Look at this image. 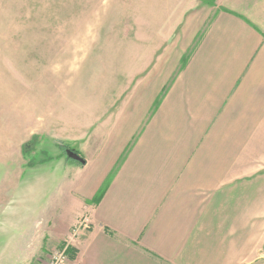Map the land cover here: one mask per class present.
Here are the masks:
<instances>
[{
  "label": "crops",
  "instance_id": "1",
  "mask_svg": "<svg viewBox=\"0 0 264 264\" xmlns=\"http://www.w3.org/2000/svg\"><path fill=\"white\" fill-rule=\"evenodd\" d=\"M122 1V20L63 39L0 122L1 151L36 136L32 154L52 144L57 159L39 172L22 159L0 185V243L26 250L6 264L67 245L64 264H243L264 231V0Z\"/></svg>",
  "mask_w": 264,
  "mask_h": 264
},
{
  "label": "rangeland",
  "instance_id": "2",
  "mask_svg": "<svg viewBox=\"0 0 264 264\" xmlns=\"http://www.w3.org/2000/svg\"><path fill=\"white\" fill-rule=\"evenodd\" d=\"M122 4V0H0V122L8 121L13 125V104L21 100L27 102L28 84L37 80L36 75L44 71L47 64L60 63L63 39L92 38L96 31L102 29L104 22L125 18ZM165 88L167 90L168 86ZM16 119L19 124L20 119ZM1 133L11 134L5 130ZM35 142L36 146L37 137ZM45 145L41 143L45 151H37L36 154H32L34 149L22 154L0 150V185L16 180L15 172L24 165L22 159L28 163L24 168L32 166L38 172L44 164L54 163L57 160L54 147L52 144ZM64 159L76 165L75 161L67 160L65 156ZM27 173L28 170L24 177ZM4 198L0 197V200ZM260 214L263 219L264 205L260 207ZM261 223L263 225L264 221ZM261 232V237L253 239L252 244L251 240L247 243L245 253L241 255L243 264H264V231ZM4 242L3 239L0 243V264H6L4 256H10L16 250V257L26 252L15 247L13 240Z\"/></svg>",
  "mask_w": 264,
  "mask_h": 264
},
{
  "label": "trees",
  "instance_id": "3",
  "mask_svg": "<svg viewBox=\"0 0 264 264\" xmlns=\"http://www.w3.org/2000/svg\"><path fill=\"white\" fill-rule=\"evenodd\" d=\"M188 56H189V53H187L186 55H184V56L182 57V59H181V63H180V64H181L180 67H183V66H184V64L186 63V60H187ZM165 92H166V88H164V90L162 91V93L160 94V96L156 99V101H155V103H154V105H153V107H152V111H154V110L157 108V106L159 105L160 100L162 99V97H163V95L165 94ZM35 141H36V137L33 136L30 140H28V141H26L25 143H23V145H22V153L33 150V149H34V146H35V143H36ZM61 146H62V145H60V147H61ZM62 148H63V154H64V156H65V158H66L67 160H73V161H75L77 164H81L79 161H77V160H75V159H73V158L67 156V154H66V151H67V150H71V151L75 152V150H74L73 148H68V147H66V146H64V147H62ZM123 158H124V155H122V157L120 158V160H119V162H118L117 165H119V163L123 160ZM116 169H117V166L114 167V169L112 170V172L108 175L106 181L102 184V186L98 189V191L96 192V194L92 197V199L90 200L91 203H93V204H97V203L101 200V198H102L104 192L106 191L107 186H108V184H109V182H110L112 176L114 175ZM105 230H106V232H108L110 235H113V232H111V231H109V230H107V229H105ZM76 252H77V251H76L75 248L70 247V245H67V246H66V254H67V257H68L69 259H74V258H75V255H76Z\"/></svg>",
  "mask_w": 264,
  "mask_h": 264
},
{
  "label": "built area",
  "instance_id": "4",
  "mask_svg": "<svg viewBox=\"0 0 264 264\" xmlns=\"http://www.w3.org/2000/svg\"><path fill=\"white\" fill-rule=\"evenodd\" d=\"M90 225L89 215L85 213L73 225L71 237H76L82 229H87ZM68 257L66 246L63 248L53 249L46 263L44 264H64Z\"/></svg>",
  "mask_w": 264,
  "mask_h": 264
},
{
  "label": "water",
  "instance_id": "5",
  "mask_svg": "<svg viewBox=\"0 0 264 264\" xmlns=\"http://www.w3.org/2000/svg\"><path fill=\"white\" fill-rule=\"evenodd\" d=\"M67 156L79 161L81 164L84 163V159H82L79 155H77L75 152L71 151V150H67L66 151Z\"/></svg>",
  "mask_w": 264,
  "mask_h": 264
}]
</instances>
